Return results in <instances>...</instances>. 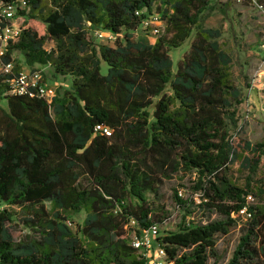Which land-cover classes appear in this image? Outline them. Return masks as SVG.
<instances>
[{"label": "trees", "instance_id": "trees-1", "mask_svg": "<svg viewBox=\"0 0 264 264\" xmlns=\"http://www.w3.org/2000/svg\"><path fill=\"white\" fill-rule=\"evenodd\" d=\"M217 1L26 0L3 61L18 52L29 70L49 66L71 83L46 101L9 95L0 76V264H143L129 245V223L147 228L170 219L173 212L154 208L147 195L176 175L193 180L185 198L173 190L180 218L159 237L166 263L208 264L217 236L245 208L250 219L225 264H260L264 184L255 186L254 177L264 134L255 144L238 138L244 97L220 30L204 26ZM153 15L161 33L149 44L134 41L131 32ZM98 30L115 35L111 46L93 41ZM189 40L173 69L170 52ZM96 125L110 136L94 133ZM232 165L247 171L241 185ZM6 207L19 208L30 234L13 240ZM68 211L85 215L76 231ZM195 211L218 219L195 223Z\"/></svg>", "mask_w": 264, "mask_h": 264}, {"label": "rangeland", "instance_id": "rangeland-1", "mask_svg": "<svg viewBox=\"0 0 264 264\" xmlns=\"http://www.w3.org/2000/svg\"><path fill=\"white\" fill-rule=\"evenodd\" d=\"M254 1L264 5V0ZM212 7L213 10L205 20L204 26L220 30L221 35L218 42L221 48L232 59L231 72L233 81L235 86L241 90L244 97V102L239 107L241 119L238 138L255 144L261 141L264 134V17L256 11L252 0H218L216 4H212ZM152 27H159V24L153 23ZM160 30L162 31L163 28L160 27ZM123 35L124 32H121L118 40L121 41ZM131 36L134 41H142L148 44L152 43L156 38V36H153L142 27H138L135 31L131 32ZM91 37L96 43L111 46L110 42L106 44L105 38L99 40L93 33H91ZM190 40L170 52L173 69L176 68L177 62L182 58L183 54L188 51ZM52 47L53 43L50 41H47L44 45V49L46 50ZM12 57L14 63L25 68L23 57L18 52H15ZM38 69L42 72L47 87L53 91L70 88L71 78L69 76H56L49 66H43ZM106 70V64L102 63L101 73L105 74ZM0 105L5 108L4 100H0ZM231 170L233 179L237 184L241 185L247 176V171L241 170L237 165H232ZM192 180L193 177L191 178L188 175H176L160 186L156 196L148 194L147 197L154 205V208L163 206L168 212H175L173 210V190H180L187 196L190 192V181ZM254 184L255 186H262L264 184V159L261 160L259 170L254 177ZM195 203L197 204L198 202L196 201ZM252 205L261 207L262 204L259 199H254ZM45 207L49 209L50 204L45 203ZM7 209L13 214V220L10 225L13 240L18 241L25 235L30 234L29 229L24 227L21 222L24 219V215L19 208L8 207ZM65 215L67 218L66 224L72 231H76L77 226L82 223L85 217L83 212L73 213L68 211ZM192 217L195 223L200 224L218 219L215 214L208 216L204 213L203 216L199 211H195ZM179 218L180 213L178 211L175 213V218L167 225L159 227V234L165 235V233L175 231ZM261 231L264 234L263 228ZM241 235L242 232L237 224L229 230L227 235H218L214 246L215 256L209 259L208 264H212L214 261L220 264L227 263ZM260 245L261 242L256 240L255 246L258 247ZM259 262L260 264H264V256L260 257Z\"/></svg>", "mask_w": 264, "mask_h": 264}, {"label": "built area", "instance_id": "built-area-1", "mask_svg": "<svg viewBox=\"0 0 264 264\" xmlns=\"http://www.w3.org/2000/svg\"><path fill=\"white\" fill-rule=\"evenodd\" d=\"M26 0H15L9 3H0V76L2 82L8 87V94L15 96H25L30 98H41L46 101H50L54 96L55 91L47 87L45 84L42 72L39 69L29 70L28 68H20L15 71V65L13 59L7 63L3 61L6 45L9 41L17 38L20 27L18 19L20 17V11L26 7ZM252 3L256 11L264 17V5L252 0ZM153 23L159 24V27H152ZM142 28L149 31L153 36H157L160 32L162 23L159 21L156 15L148 16L142 23ZM94 36L97 39L105 38V42L113 44L115 41V35L104 32L94 31ZM94 133L109 137L111 130L103 125H96L94 127ZM177 196L185 198L186 195L180 190L177 191ZM194 200L199 202L198 197L200 194L196 193L193 195ZM249 203L253 202L251 196L247 197ZM175 213L168 221L163 225H167L172 219L175 218ZM232 217L237 219V226L241 228L250 219V214L245 208L240 210L236 215ZM129 225L132 227L133 232L130 236L129 245L136 251L137 259L143 261V264H167L165 260V252L160 244L159 227L158 225H152L147 228H138L134 221H130ZM162 225V226H163Z\"/></svg>", "mask_w": 264, "mask_h": 264}]
</instances>
